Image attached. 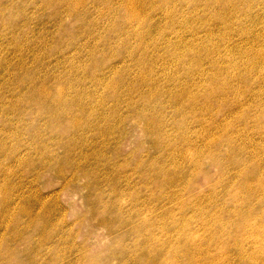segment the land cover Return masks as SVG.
I'll use <instances>...</instances> for the list:
<instances>
[{
    "label": "rangeland",
    "instance_id": "rangeland-1",
    "mask_svg": "<svg viewBox=\"0 0 264 264\" xmlns=\"http://www.w3.org/2000/svg\"><path fill=\"white\" fill-rule=\"evenodd\" d=\"M65 1L0 0V264H39L57 251L65 259L46 264H122V252L133 255L141 245L154 250L167 234L179 239L183 226L202 247L192 264H237L238 243L243 264H264V2L250 16L239 8V18L230 19L213 0H170L142 13L152 15L144 23L148 30L124 20L121 2L115 5L121 0ZM222 85L235 88L221 91ZM38 86H48V98H31ZM210 88L215 93L205 110ZM237 89L244 92L237 95ZM196 95L200 99L189 106ZM56 96L65 101L57 104ZM56 109L60 114L53 117ZM200 116L221 123L213 131L224 144L204 146L208 132L192 123ZM227 128L259 154V169L247 166L237 178L254 185L257 179L250 193L229 184V171L214 163L228 148ZM55 165L66 166L65 177L77 172L75 178L57 176ZM157 171L171 182L155 183ZM35 197V207L44 209L30 219L20 209ZM242 210L253 213L244 220ZM215 231L223 234L221 244L209 238Z\"/></svg>",
    "mask_w": 264,
    "mask_h": 264
},
{
    "label": "bare ground",
    "instance_id": "bare-ground-1",
    "mask_svg": "<svg viewBox=\"0 0 264 264\" xmlns=\"http://www.w3.org/2000/svg\"><path fill=\"white\" fill-rule=\"evenodd\" d=\"M68 0H66L65 2H67ZM74 1H76V0H74ZM108 1V0H107ZM112 1V0H111ZM110 1V2H111ZM117 1V0H116ZM119 1V0H118ZM168 1H170V0H121V1H119V2H116L115 3V5L116 4H118V3H120V5H121V7H123L122 8V10H123V15H124V20L127 18L128 20H130L132 23L134 22V21H136V22H138L137 24H139V26L141 25V26H144V27H146V24H148V23H150L151 22V18H152V15H147L148 16V18H150V19H148V18H146L145 16H144V18H143V15H142V13H144V12H146L147 10H148V8H151V7H161V5H165V4H167V2ZM263 2H264V0H262ZM73 2V1H72ZM77 3H78V1H76ZM76 2H74L73 4H75V6L77 5L76 4ZM80 2V1H79ZM104 2V1H103ZM147 2H148V5H147ZM259 2H260V0H213V3H218L220 6V10L221 9H224V8H226V10L227 11H230L229 12V14H228V16L230 17V19H231V17L232 18H235V19H238L239 17H237V16H239V15H237V13L239 12V8L241 9L242 8V12L243 13H245L246 15H248V16H250L251 15V13H253L254 11L253 10H255L254 9V7H256L258 4H259ZM50 3V2H49ZM69 3H71V2H69ZM82 3H83V1H82ZM175 3V2H174ZM72 4V5H73ZM81 4V3H80ZM109 4V3H108ZM169 4V3H168ZM168 4H167V6H168ZM68 5V4H67ZM71 5V4H70ZM71 5V6H72ZM82 5V4H81ZM144 5V6H143ZM170 5V4H169ZM242 5H248V8H245V9H243V6ZM70 6V7H71ZM79 6V5H78ZM108 6H110V5H108ZM119 6V5H118ZM166 6V5H165ZM103 7V6H102ZM163 7V6H162ZM170 7V6H169ZM100 8H101V6H100ZM168 8V7H167ZM166 8V9H167ZM173 8V7H172ZM154 9V8H153ZM164 9V8H163ZM170 9H171V7H170ZM211 9V8H210ZM73 10V9H72ZM76 10V9H75ZM108 10V9H107ZM96 11V10H95ZM103 11V10H102ZM167 11V10H166ZM169 11V10H168ZM170 12V11H169ZM198 12V11H197ZM228 13V12H227ZM99 14V13H98ZM165 14H167V12L165 13ZM168 15V14H167ZM98 16V15H97ZM261 17V16H260ZM97 18V17H96ZM77 20L79 21V18H77ZM76 20V21H77ZM122 20V19H121ZM124 20H123V22H124ZM242 20V19H241ZM126 21V20H125ZM145 21H147V23L146 24H144L145 23ZM212 21V20H211ZM135 22V23H136ZM127 23V22H126ZM130 23V22H129ZM128 25V24H127ZM126 25V26H127ZM130 25V24H129ZM125 26V25H124ZM130 26H132V25H130ZM64 27V26H63ZM97 27V26H96ZM137 27V26H136ZM65 28V27H64ZM129 28V27H128ZM133 27H131V29H132ZM137 28H139V27H137ZM131 29H129L130 31H132ZM134 29V28H133ZM143 29V28H142ZM146 29H148L147 27H146ZM145 29V30H146ZM66 30V29H65ZM127 30L128 29H126V30H124L125 31V33H128L127 32ZM136 30V29H135ZM144 30V29H143ZM143 30H141V32L143 31ZM149 30V29H148ZM147 30V31H148ZM173 30V29H172ZM129 31V32H130ZM147 31H145V33L147 34ZM66 32V31H65ZM68 32V31H67ZM135 33H136V31H134ZM144 34V33H143ZM143 34H141V33H139V36H141V35H143ZM171 36V35H170ZM121 37V36H120ZM137 37V36H136ZM143 38H144V36H142ZM142 37L140 38L139 37V39H138V41L140 40L141 42H143L142 41ZM146 38H147V36H146ZM264 39V38H263ZM145 42H147V41H145ZM149 42V41H148ZM147 42V43H148ZM193 42V41H192ZM191 42V43H192ZM138 43V42H137ZM137 45V44H136ZM139 45H140V47H141V45H143L142 43L140 44L139 43ZM148 45V44H147ZM150 45V44H149ZM168 45H170V47H172L171 46V44H169L168 43ZM184 45V44H183ZM182 45V46H183ZM185 45H186V42H185ZM193 45V44H192ZM192 45L191 44H189V46L190 47H192ZM195 45V44H194ZM99 46V45H98ZM116 46V45H115ZM138 46V45H137ZM175 46V45H174ZM189 46H187V47H189ZM196 46H198V45H196ZM201 47V46H200ZM111 48V47H110ZM137 48V47H136ZM169 48V47H168ZM174 48V47H173ZM172 48V49H173ZM193 48V47H192ZM205 48H207V47H205ZM209 48V47H208ZM143 49V47L142 48H140V50H142ZM145 49V48H144ZM170 49V48H169ZM171 49V50H172ZM186 49V48H185ZM193 49H195V48H193ZM204 49V48H203ZM136 50V49H135ZM168 50V49H167ZM192 50V49H191ZM190 50V51H191ZM202 50V49H201ZM206 50V49H205ZM204 50V51H205ZM137 51V50H136ZM169 51V50H168ZM167 51V52H168ZM174 51V50H173ZM181 51V50H180ZM179 51V52H180ZM196 51V50H195ZM140 52H142V51H140ZM175 52V51H174ZM181 52H183V51H181ZM256 52V51H255ZM176 53H178L177 52V50H176ZM199 53H200V51H199ZM209 53V52H208ZM211 53H213V52H211ZM217 53V52H216ZM221 53H224V52H221ZM220 53V54H221ZM171 54V53H170ZM203 54H204V52H203ZM218 54V53H217ZM216 54V55H217ZM227 54V53H226ZM199 55V54H198ZM204 55H207V53L206 54H204ZM209 55V54H208ZM215 55V54H214ZM215 55V56H216ZM168 56V55H167ZM166 56V54H165V57H167ZM170 56V55H169ZM175 56V55H174ZM181 56H184V55H182L181 54ZM188 56V55H187ZM224 56V55H223ZM191 57V56H190ZM195 57V56H194ZM204 57V56H203ZM206 57V56H205ZM211 57V56H210ZM213 57V56H212ZM217 57V56H216ZM222 57V56H221ZM220 57V55L218 56V58H221ZM187 58V57H186ZM196 58H197V56H196ZM198 58H200V55L198 56ZM218 58L216 59V61L218 60ZM233 58V57H232ZM165 59V58H164ZM168 59H169V57H168ZM179 59V58H178ZM192 59V58H191ZM195 59V58H194ZM212 59V58H211ZM223 59V58H222ZM149 60V59H148ZM184 60V59H183ZM199 60V59H198ZM202 60H203V58H202ZM201 60V61H202ZM205 60V59H204ZM215 60V59H214ZM157 61H159V60H157ZM166 61V60H165ZM200 61V62H201ZM207 61V60H206ZM208 61H210V60H208ZM212 61V60H211ZM210 61V62H211ZM209 62V63H210ZM213 62V61H212ZM236 63V61H233V63ZM161 63V62H160ZM165 63V62H164ZM206 63H208V62H206ZM215 63V62H214ZM195 64V63H194ZM204 64V63H203ZM212 64V63H211ZM200 65H202V63H200ZM199 65V66H200ZM232 65L233 64H231V65H229V66H231L232 67ZM237 65V64H236ZM240 65V64H239ZM238 65V67L240 68V66ZM72 66V65H71ZM203 66V65H202ZM202 66H200L201 68H203ZM234 66V65H233ZM166 67V66H165ZM236 67V66H235ZM251 72V71H250ZM142 73V72H141ZM230 73V72H229ZM201 74V73H200ZM146 75V74H145ZM195 75V74H194ZM198 75V74H197ZM214 75V74H213ZM59 79V78H58ZM226 79V78H225ZM239 79V78H238ZM60 80H62V79H60ZM69 80V79H68ZM68 80H67V82H68ZM227 80V79H226ZM240 80V79H239ZM188 82V81H187ZM64 83V82H63ZM71 83V82H70ZM223 83H224V81H223ZM42 84V83H41ZM60 84V83H59ZM43 85H45V83L43 84ZM66 85H68V83L66 84ZM40 86H42V85H40ZM57 86V85H56ZM70 86V85H69ZM217 86H220V85H217ZM249 86H250V84H249ZM45 87H47L46 89L48 90L49 88H48V86H45ZM45 87H42V88H39V86L37 87V88H39L37 91H33V92H31V98H35V97H47L48 96V91H50V90H46L45 89ZM228 88H235V87H229V86H223L222 85V87L221 88H219V89H221V91H223V90H225V89H228ZM57 89H58V87H57ZM63 90H64V88H62ZM205 89V88H204ZM248 89V88H247ZM55 90H56V87H55ZM207 90V89H206ZM61 91V90H60ZM208 91H211V88L208 90ZM62 92V91H61ZM237 95H240L242 92H244V91H241V89H240V91L237 89ZM27 93H29V92H27ZM63 93V92H62ZM213 93H215V91L213 90V91H211L210 93L208 92L207 94H205V95H203V99H204V101H205V103H206V105H201V107L203 108V109H205L206 110V108L209 110V108L207 107V105H208V100L209 99H211V96L213 95ZM224 93V92H223ZM58 94V93H57ZM69 94V93H68ZM234 94V93H233ZM29 95V94H28ZM61 95V94H60ZM60 95H59V97H60ZM194 95V94H193ZM30 96V95H29ZM57 97V96H56ZM56 97H53V98H55L56 99ZM59 97H57V98H59ZM231 97V96H230ZM229 97V98H230ZM28 98L29 97H27V100H28ZM48 98V97H47ZM151 98V97H150ZM236 98V97H235ZM198 99H200V96H192L189 100V106L193 103V102H197L198 101ZM42 100V99H41ZM45 100V99H44ZM49 100H50V98H49ZM54 100V99H53ZM62 100V101H61ZM215 100V99H214ZM229 100V99H228ZM236 100V99H235ZM25 101V100H24ZM54 101H56V100H54ZM63 101H65V100H63V98L62 99H58V101H56L57 102V104L58 103H62ZM80 101V100H79ZM213 101V100H212ZM218 100H216V102H217ZM45 102V101H44ZM53 102V101H52ZM56 102H54V104H56ZM225 102H226V100H225ZM42 103V102H41ZM232 103V102H231ZM80 104V103H79ZM224 104V103H223ZM227 104V103H226ZM233 104V103H232ZM77 105H78V103H77ZM76 105V106H77ZM85 105V104H84ZM84 105H83V107H84ZM234 105H236V103L234 104ZM233 105V106H234ZM56 106H58V105H56ZM62 106V105H61ZM79 106V105H78ZM90 106H92V105H90ZM40 107L41 108H45L46 106L44 105V104H41L40 105ZM88 107V106H87ZM73 108V107H72ZM71 108V109H72ZM86 108V107H85ZM84 108V110L86 111L88 108H86L85 109ZM191 109H193V108H195V107H190ZM223 108V107H222ZM63 109V108H62ZM69 109V108H68ZM67 109V110H68ZM70 109V111H72ZM80 109H81V107H80ZM45 110V109H44ZM48 110V109H47ZM47 110H46V112H47ZM64 110V109H63ZM90 110V109H89ZM205 110H202V115L203 114H205ZM220 110V109H219ZM261 110H264V106L261 108ZM69 111V110H68ZM104 112V111H103ZM184 112V111H183ZM186 112V111H185ZM192 112V111H191ZM198 112V111H197ZM44 113V112H43ZM65 113H67V112H65ZM64 113V114H65ZM68 113H70V112H68ZM57 114L59 115L60 114V112L56 109V110H54V115H53V117H57ZM73 115H74V113H72ZM227 114V113H226ZM228 116H232V115H235V110H234V108L233 107H231L230 108V110L228 111ZM70 115V114H69ZM72 115V116H73ZM76 115V114H75ZM79 115V114H78ZM77 115V116H78ZM102 115V114H101ZM140 115V114H139ZM244 115V114H243ZM242 114L240 115L241 117L243 116ZM63 116V115H62ZM70 117H71V115H70ZM75 117V116H74ZM73 117V118H74ZM79 117V116H78ZM81 117V116H80ZM104 117H105V115H104ZM103 117V118H104ZM77 117H75L74 118V120L76 119ZM215 118V117H214ZM247 118V117H246ZM105 119V118H104ZM179 119V118H178ZM220 119V118H219ZM59 120V119H58ZM74 120L72 121V123L74 122ZM79 120L81 121V119L79 118ZM79 120H77V121H79ZM209 119H207L206 121L205 120H203V116H200V117H198L196 120H194L193 119V121H192V123H198L197 125L200 127V129L201 130H205V131H207L208 133L203 137L204 138V142H205V144H204V146L208 149L211 145H215V144H217V145H220L221 146V144L223 143V141H222V139L220 138V135L219 136H216L217 135V133L215 132V131H213L215 128H217V126H218V124L220 125L221 123H217V124H213L212 123V121L210 120V121H208ZM76 121V120H75ZM76 121V122H77ZM82 122V121H81ZM161 122V121H160ZM175 122V121H174ZM178 122V121H177ZM262 122V121H261ZM72 123L71 122H69V125L71 124V130L73 131V129L75 128L74 126H77V125H75L74 123H73V125H72ZM79 123V122H78ZM179 124V123H178ZM194 125V124H193ZM225 125H227V124H225ZM259 125V124H258ZM257 125V126H258ZM72 126H73V128H72ZM228 126H229V124H228ZM261 126V125H260ZM263 126V125H262ZM223 127H224V125H223ZM264 127V126H263ZM70 128V127H69ZM222 128V127H221ZM58 129V128H57ZM223 129V128H222ZM63 130V131H62ZM61 131L62 132H66L67 130H69L68 128L66 129H62ZM263 130V129H262ZM204 131V132H205ZM247 131V130H246ZM193 132H195L194 130H193ZM74 133V132H73ZM215 133H216V135H215ZM230 133V131H228V128L227 129H225V133H224V135H228ZM78 134H80V136H77L78 137V139L80 138V142H84L85 140H86V138H83L84 137V135H86L85 133H83V132H81V133H78ZM195 135H196V137L197 138H200V133L199 132H195L194 133ZM202 135V134H201ZM179 136V135H178ZM239 136H241V134H239ZM239 136H236V137H239ZM86 137V136H85ZM234 138V136H233V133L232 134H229L227 137H226V140H227V143H228V148L223 152V154H224V156L222 157H220V158H218L217 156L215 157V158H218V159H215V158H213V160H215L214 161V163H219V166L222 164V165H224L225 166V168L227 169V171H229V177H227V179H228V181H229V184H231L232 182L234 183H236L235 185L237 186L238 185V187H239V189L241 188V191L243 192V191H246V192H248V193H250V192H252L253 191V189H255V185H257V179H253L254 181H255V185L253 184V181H251L250 179L251 178H245V179H240V180H238L237 178H238V176L240 175H242V173H243V171H244V169H246L247 168V166H252L253 165V167H254V171L255 170H257V169H259V165H260V162L259 161H257L256 159H255V157L256 156H259V154H257V152L255 151V148L253 147V149H249V148H247L248 146H247V144H246V146H245V144H243L242 145V143H244V139L243 138H241V142L239 143V142H236V140H237V138ZM254 137V136H253ZM188 138H189V136H188ZM208 138V139H207ZM173 139V138H172ZM173 141V140H172ZM178 141V140H177ZM192 141V140H191ZM222 141V142H221ZM182 142V141H181ZM123 143V142H122ZM168 143V142H167ZM166 143V144H167ZM191 143V142H190ZM226 143V142H225ZM172 144V143H171ZM182 144V143H181ZM186 144H188V143H186ZM224 144V143H223ZM176 145V144H175ZM166 146V145H165ZM202 146V145H201ZM227 146V145H226ZM85 147H86V145H85ZM94 147V146H93ZM182 147V146H181ZM81 148H82V146H81ZM206 148H205V150H206ZM247 148V149H246ZM94 149V148H93ZM179 149V148H178ZM203 149V148H202ZM224 149V148H223ZM88 150V149H87ZM196 151V150H195ZM138 152V151H137ZM177 152V151H176ZM192 152V151H191ZM211 152V151H210ZM259 152V151H258ZM185 153V152H184ZM216 153H218V152H216ZM118 154H120V153H118ZM80 155H82L81 153H80ZM176 155V154H175ZM184 154L182 153V156H183ZM217 155V154H216ZM103 156V155H102ZM200 156V155H199ZM237 157L238 156V159H233L234 157ZM67 157V156H66ZM165 157V156H164ZM262 157V156H261ZM124 159V158H123ZM122 159V160H123ZM183 159V158H182ZM136 160V159H135ZM69 161V160H68ZM108 161V160H107ZM130 161V159L128 160H125L124 162H122L121 164L122 165H128L127 163ZM132 161V160H131ZM165 161V160H164ZM211 161V160H210ZM84 162H86L85 160H81L80 161V163H84ZM161 162V161H160ZM166 162V161H165ZM255 162V163H254ZM42 163L45 165V163H47V161H42ZM79 163V164H80ZM136 163V162H135ZM212 163H213V161H212ZM63 164V163H62ZM116 164V163H115ZM137 164V163H136ZM141 164V163H140ZM43 165V166H44ZM207 165H209V163L207 164ZM206 165V166H207ZM255 165H256V167H257V169L255 168ZM42 166V167H43ZM47 166V165H46ZM211 166V165H210ZM66 167V166H65ZM64 167V168H65ZM68 167V166H67ZM69 167H73L72 165H69ZM80 167V166H79ZM109 167H111V166H109ZM127 167V166H126ZM164 167H166V166H164ZM63 168V169H64ZM77 169H78V167H76ZM117 168V167H116ZM170 168V167H169ZM62 168H60V167H58V166H54V171H55V173L57 174V176H61V178L63 179V178H65V180H72L73 178H75V174H77V172H72L71 173V176L70 177H65V172H64V170H63ZM69 169V168H68ZM77 169H74V170H76L77 171ZM118 169H119V167H118ZM208 169H209V167H208ZM215 169V168H214ZM51 170V169H50ZM160 170V169H159ZM176 170V169H175ZM212 170V169H211ZM251 170V169H250ZM46 171V170H45ZM196 171V170H195ZM160 172H161V170H160ZM159 171H157V172H155L153 175H154V177L157 179V181L155 182V183H157V182H171V180H172V177H168L167 175H163L162 173H160ZM181 172V171H180ZM245 172V171H244ZM173 173V172H172ZM175 173H176V171H175ZM186 173V172H185ZM177 174H179V173H177ZM262 174V173H261ZM228 175V174H227ZM179 176V175H178ZM181 176V175H180ZM254 177H255V175H253ZM186 178V177H185ZM83 179H84V177H83ZM171 179V180H170ZM88 180V179H87ZM115 180V179H114ZM202 180V179H201ZM259 180V179H258ZM260 181V180H259ZM185 182H186V180H185ZM203 182V181H202ZM69 182H65V184H68ZM146 183H148V182H146ZM204 185V184H203ZM65 186V185H64ZM177 186V185H176ZM207 186V185H206ZM259 186H260V184H259ZM193 188V187H192ZM182 189V188H181ZM194 189V188H193ZM91 190V189H90ZM196 191V190H195ZM112 192V191H111ZM193 193V192H192ZM191 193V194H192ZM259 193V192H258ZM112 194V193H111ZM246 194V193H245ZM253 194V193H252ZM37 195V199H39L40 200V198H42L43 197V195L44 194H41L40 192L38 193V194H36ZM41 195H42V197H41ZM24 196V195H23ZM28 196V195H27ZM191 196V195H190ZM189 196V197H190ZM248 196V195H247ZM246 196V200H247V202H250V198L249 197H247ZM262 196V195H261ZM15 197H19V196H15ZM21 197V196H20ZM39 197V198H38ZM188 197V196H187ZM216 197V196H215ZM214 197V198H215ZM252 198V197H251ZM14 199V198H13ZM46 199V198H45ZM184 199V198H183ZM41 200H43V199H41ZM209 200V199H208ZM260 200V199H259ZM24 201V200H23ZM100 201V200H99ZM162 201V200H161ZM160 201V202H161ZM28 202V204L30 205V206H26V205H23L22 207H21V209H20V213H22V215H25L26 217H30V219H32V218H34V216H35V212L36 211H38L39 209H41V208H43L42 206H40V207H35V203L37 202L36 201V197L35 198H33V200H31V202H29V200L27 201ZM26 202V203H27ZM39 202V201H38ZM259 202V201H258ZM44 203V202H43ZM96 203H97V201H96ZM254 203V202H253ZM158 204V203H157ZM162 204V203H161ZM208 204V203H207ZM215 204H217V203H215ZM221 204V203H220ZM43 205V204H42ZM97 205V204H96ZM38 208V209H37ZM120 208V207H119ZM44 209V208H43ZM87 209V208H86ZM98 211V210H97ZM263 211V210H262ZM237 211H235V213H236ZM86 213V212H85ZM110 213V212H109ZM203 213V212H202ZM201 213V214H202ZM239 213L242 215V217L244 218V220H247L248 218H249V216L253 213V211L252 210H247V211H243L242 210V212H240L239 211ZM112 214V213H111ZM206 214V213H205ZM264 214V213H263ZM39 215V214H38ZM37 215V216H38ZM88 215V214H87ZM166 215V214H165ZM236 215H237V213H236ZM112 217V216H111ZM110 217V218H111ZM166 217V216H165ZM234 217H235V215H234ZM239 218V217H238ZM237 219V218H236ZM235 219V220H236ZM1 220V219H0ZM106 220V219H105ZM241 220V219H240ZM107 221V222H106ZM106 221H104L103 219L101 220V223H103V222H105V223H103L104 225H106L107 224V227L109 228V230L110 231H112L113 232V230H111V229H116V227L109 221V220H106ZM220 220L219 219H216V220H213V223L214 224H218V222H219ZM239 221V220H238ZM237 221V222H238ZM241 222V221H240ZM7 223L8 222H6L5 223V226L7 225ZM134 224V223H133ZM234 224H236L235 222H234ZM126 226V227H125ZM149 226V225H148ZM236 227V229H240V226H241V223H237L236 225H235ZM246 225H244L243 224V226L241 227V228H244ZM103 227V226H102ZM121 227V226H120ZM119 227V228H120ZM123 227H125L124 229L126 230L127 229V225H124ZM131 227L132 226H130V227H128V228H130L131 229ZM222 227V225L220 226V228ZM43 229H44V227H43ZM124 229H121V230H124ZM24 230H26V229H24ZM120 230V231H121ZM132 231V230H131ZM150 231V230H149ZM228 232H229V234H232V233H236V232H232V231H230V230H227ZM227 231H226V233H227ZM255 232V231H254ZM151 233V232H150ZM180 233L182 234V236H180L179 237V239H171V237H170V235H166L167 236V238H166V240L164 241V242H162V246H160V245H157V246H154L153 248H154V250H150V249H146V248H144L145 246L144 245H141V248H140V250L138 249L137 250V252H135V254H133V255H129V254H126V251H124V252H122L121 253V262H123L122 264H180V260L181 259H189V261H191V263H189V264H192V263H194L195 261L194 260H192V259H190V258H192V257H194L195 256V254H197V255H199V256H202L203 255V253H202V247L201 246H199V243H198V241L196 240V241H194L193 239H194V237H192L193 235H195L194 233H188V232H186V229H185V227L183 226L181 229H180ZM30 234V233H29ZM51 235V234H50ZM179 235V234H178ZM223 235V234H222ZM222 235H218L217 234V231H215L214 233L213 232H211V234H210V236H209V238H211V236H213L214 238L212 239L214 242H216V244H221V242H222ZM250 235V234H249ZM196 237H198V235H195ZM51 239V238H50ZM255 239V238H254ZM153 240V239H152ZM256 241H257V238H256ZM46 242V238L45 239H42V240H40V242L38 243V247L40 248V246L43 244V243H45ZM147 242V241H146ZM259 243V242H258ZM52 244V243H51ZM146 244V243H145ZM50 245V244H49ZM44 246V245H43ZM222 246V245H221ZM220 246V247H221ZM253 246V245H252ZM47 247V246H46ZM171 247V249H169ZM220 247H218L219 249H222V247L220 248ZM48 248V247H47ZM51 248V247H50ZM41 249V248H40ZM52 249V248H51ZM48 250V249H47ZM165 251V252H167L166 254H163L162 253V251ZM217 250V249H216ZM236 251H237V253H238V255H239V261H238V263L239 264H243L242 262H243V260H245L246 258L243 256V253H242V251H243V246H242V244L241 243H238L237 244V246H236V249H235ZM36 251V250H35ZM169 253V255H167ZM95 254V253H94ZM93 254V255H94ZM104 254V253H103ZM6 255V254H5ZM57 255H58V251L56 252V253H54V254H51V255H49V259L47 258V256H45L44 258H42L40 261H39V264H46V263H48V260H52V259H56V258H60L61 260L62 259H65L64 257H57ZM168 256H170V257H168ZM214 256V255H213ZM14 257V256H13ZM1 258V257H0ZM24 258V257H23ZM91 258V257H90ZM99 258V257H98ZM100 259H102L103 260V258H100ZM99 259V260H100ZM12 260V259H11ZM15 260V259H14ZM22 260V259H21ZM98 260V261H99ZM119 260V259H118ZM96 261V260H95ZM12 262V261H11ZM21 262V261H20ZM52 262V261H51ZM50 262V263H51ZM102 262V261H101ZM183 262V261H182ZM247 262V261H246ZM85 263V262H84ZM90 263V262H89ZM99 263V262H98ZM186 263V262H185ZM237 263V264H238ZM64 264H71L70 262H68V261H66V260H64ZM86 264V263H85ZM93 264V263H92ZM183 264V263H182ZM245 264V263H244Z\"/></svg>",
    "mask_w": 264,
    "mask_h": 264
}]
</instances>
